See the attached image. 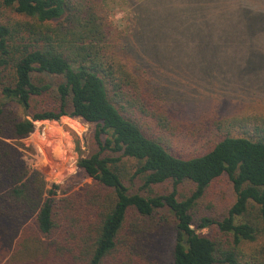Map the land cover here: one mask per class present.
Listing matches in <instances>:
<instances>
[{
    "label": "trees",
    "instance_id": "obj_1",
    "mask_svg": "<svg viewBox=\"0 0 264 264\" xmlns=\"http://www.w3.org/2000/svg\"><path fill=\"white\" fill-rule=\"evenodd\" d=\"M131 1L145 15L157 7ZM236 1L244 19L264 20L263 0ZM106 2L0 0V264H154L166 233L170 264H264V246L246 251L264 225V114L242 110L210 124L187 116L135 61V45L122 43ZM138 16L145 35L148 18ZM65 117L93 127L92 152L78 162L92 183L58 197L18 145L37 122ZM210 135L203 152L185 154ZM124 160L135 163L138 189L123 180ZM41 167L56 183L65 178ZM223 176L234 204L193 228L195 207ZM185 182L194 188L180 198ZM166 184L170 193L155 191Z\"/></svg>",
    "mask_w": 264,
    "mask_h": 264
},
{
    "label": "rangeland",
    "instance_id": "obj_2",
    "mask_svg": "<svg viewBox=\"0 0 264 264\" xmlns=\"http://www.w3.org/2000/svg\"><path fill=\"white\" fill-rule=\"evenodd\" d=\"M106 3L122 43L135 45L136 51L131 52L135 61L148 70L150 78L161 83L176 104L185 108L187 116L207 123L242 110L247 114H264V20L255 18L250 23L244 19L240 7L234 4L238 1L154 0L157 7L153 9V14L147 11L148 15L131 0H107ZM138 12L146 18V22L149 21L146 36L139 30ZM5 16L13 14L6 12ZM165 24L171 30H166ZM249 48L256 50L250 55L246 51ZM14 109L25 117L20 106L14 105ZM65 127L75 129L77 138L71 132L67 133ZM92 136L93 127L79 119L65 117L58 122H37L35 132L21 141V147L18 146L29 170L43 175L48 191L54 192L59 186L56 195L60 197L92 183L78 167L79 160L92 152ZM214 136L189 145L185 154L203 152ZM49 139L54 149L64 155L60 158L62 163L48 159L49 147L44 148L43 145ZM122 164L125 184L131 189H138L139 185L130 181L135 171L134 161L124 160ZM41 166H49L65 178L56 183ZM193 188L190 182L181 184L178 187L179 197L190 195ZM155 191L170 193L172 185L160 186ZM53 197L48 195V198ZM235 199L230 180L226 176L216 180L195 207L196 225L193 228L197 227L201 218L222 219ZM250 218L257 222L256 211ZM258 226L262 234L256 245L246 246L247 252L252 247L264 246V225ZM197 232L207 234L209 231L203 229ZM173 241L170 233L158 238L153 253L154 264L171 263Z\"/></svg>",
    "mask_w": 264,
    "mask_h": 264
},
{
    "label": "bare ground",
    "instance_id": "obj_3",
    "mask_svg": "<svg viewBox=\"0 0 264 264\" xmlns=\"http://www.w3.org/2000/svg\"><path fill=\"white\" fill-rule=\"evenodd\" d=\"M66 128V127H65ZM69 128V127H68ZM67 133L68 132H71V133H75L77 134L76 130L73 129L72 127L69 128V130L66 131ZM48 137V136H46ZM43 147H49V153H50V156H49V160H52V161H57L59 163H62L60 158H63L64 155L62 153H59L56 151V149H54L53 147V144L51 143V140L49 139V141L46 142V145H43ZM44 153H46V151H44Z\"/></svg>",
    "mask_w": 264,
    "mask_h": 264
},
{
    "label": "water",
    "instance_id": "obj_4",
    "mask_svg": "<svg viewBox=\"0 0 264 264\" xmlns=\"http://www.w3.org/2000/svg\"><path fill=\"white\" fill-rule=\"evenodd\" d=\"M65 129H66V130H69V128H68V127H66ZM72 134H74V133H72ZM74 136L76 137V135H75V134H74ZM76 138H77V137H76Z\"/></svg>",
    "mask_w": 264,
    "mask_h": 264
}]
</instances>
